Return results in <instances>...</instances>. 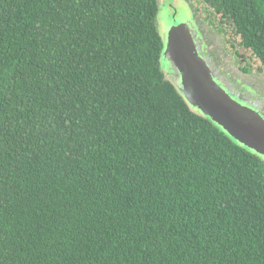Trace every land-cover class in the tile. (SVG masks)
<instances>
[{"label":"trees","instance_id":"16d2710c","mask_svg":"<svg viewBox=\"0 0 264 264\" xmlns=\"http://www.w3.org/2000/svg\"><path fill=\"white\" fill-rule=\"evenodd\" d=\"M202 1L264 65V0ZM157 14L0 0V264H264V159L166 77Z\"/></svg>","mask_w":264,"mask_h":264},{"label":"rangeland","instance_id":"374dc122","mask_svg":"<svg viewBox=\"0 0 264 264\" xmlns=\"http://www.w3.org/2000/svg\"><path fill=\"white\" fill-rule=\"evenodd\" d=\"M157 3L156 26L164 47L168 45L169 33L172 28L180 27L183 23L190 24L194 33L193 38H195V43L198 46V57L205 60V65L208 62L211 64L215 61L221 66L223 71L232 72L229 78L223 75L226 79L222 77V83L226 84L227 79H229V83L232 84L233 90L240 97V100L244 98L240 94L242 92L249 96L248 102L252 103L248 104H255L256 102L264 105V65L250 49H246L240 44V37L230 24V19L216 13L209 4L202 0H157ZM166 50L167 56L160 58L162 71L166 74L167 78L173 74V78L175 79L176 62L171 58V48L167 47ZM239 54H243L245 57ZM196 65L194 61L193 67L195 71L198 70L196 69ZM245 65L250 67V74H244L240 71L241 67ZM185 68L183 74L190 72L193 77H197L194 74V68L190 66H186ZM177 73L180 72L178 71ZM178 80L179 77L174 80V83L177 84V88L179 89ZM235 96L232 97L235 98ZM261 117L264 120V115L261 114ZM224 131L237 144L264 159V144L256 145L242 135H237L236 137L233 132Z\"/></svg>","mask_w":264,"mask_h":264},{"label":"water","instance_id":"95a60500","mask_svg":"<svg viewBox=\"0 0 264 264\" xmlns=\"http://www.w3.org/2000/svg\"><path fill=\"white\" fill-rule=\"evenodd\" d=\"M191 27L190 24L183 23L180 27L170 30L169 42L163 48L162 56L166 57L167 47L171 48V58L176 62V72L174 71L175 79L173 74L168 78L174 81L179 77L177 82L179 89L189 104L211 118L223 130L233 132L236 137L242 135L253 144H264V120L261 117V114L264 115V109H260L256 102L248 104L252 102H248L249 96L246 93L240 92L245 98L240 100V97L229 89L230 83H222V77L229 78L232 72L223 71L214 61L216 69L218 71L220 69L224 76L216 75L209 62L205 65V60L198 57V46ZM194 61L197 64L196 71L193 67ZM186 66L194 68L197 77H193L190 72L183 74ZM178 71L180 73H177Z\"/></svg>","mask_w":264,"mask_h":264},{"label":"flooded vegetation","instance_id":"af4514ba","mask_svg":"<svg viewBox=\"0 0 264 264\" xmlns=\"http://www.w3.org/2000/svg\"><path fill=\"white\" fill-rule=\"evenodd\" d=\"M210 65H211L212 69L215 70V74L216 75L217 74L223 75L222 71L220 69H219V71L216 69V63H211ZM241 71H243L245 74H250L251 73V72H245L242 67H241ZM227 83L229 84V81H227ZM229 89H231V91H233V93L236 94V92L233 90L232 84H229ZM248 100H249V97H248ZM258 106L260 107V109H264V107L261 106L260 104H258Z\"/></svg>","mask_w":264,"mask_h":264}]
</instances>
